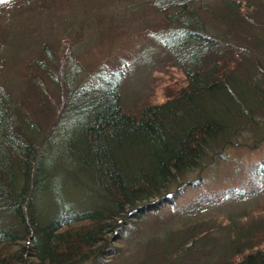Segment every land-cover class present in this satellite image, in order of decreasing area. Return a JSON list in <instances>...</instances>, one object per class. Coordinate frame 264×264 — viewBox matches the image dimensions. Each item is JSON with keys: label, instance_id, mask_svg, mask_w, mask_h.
<instances>
[{"label": "trees", "instance_id": "16d2710c", "mask_svg": "<svg viewBox=\"0 0 264 264\" xmlns=\"http://www.w3.org/2000/svg\"><path fill=\"white\" fill-rule=\"evenodd\" d=\"M146 2L184 80L160 102L125 107L122 60L68 53L56 79L43 44L26 74L64 96L42 121L0 59V264H264V210L230 204L264 192V0ZM240 151L262 155L245 183L210 190Z\"/></svg>", "mask_w": 264, "mask_h": 264}, {"label": "rangeland", "instance_id": "374dc122", "mask_svg": "<svg viewBox=\"0 0 264 264\" xmlns=\"http://www.w3.org/2000/svg\"><path fill=\"white\" fill-rule=\"evenodd\" d=\"M142 2L144 0H3L0 2V59L2 56L5 59L2 61L4 82L15 93L16 89L22 90V104L29 113L35 116V111L42 121L46 120L55 110V101L64 96L63 84L52 86L47 75L26 74L29 67L43 57L42 45L46 44L57 60L58 66L53 71L56 79L68 53L87 69L101 63L119 64L122 60L127 67L120 87L125 107L134 110L144 102L162 101L183 86L184 80L179 70L162 58L155 40L148 34L144 36L145 21L153 30L163 23L150 11L147 2ZM40 98L45 107H36L35 102ZM258 153L240 151L234 154L232 165L220 163L213 170L214 177L205 181L209 189L225 187L224 181L229 185L244 184L248 164L262 156ZM230 204L252 210L255 216L261 215L264 192Z\"/></svg>", "mask_w": 264, "mask_h": 264}, {"label": "snow or ice", "instance_id": "6c2138e0", "mask_svg": "<svg viewBox=\"0 0 264 264\" xmlns=\"http://www.w3.org/2000/svg\"><path fill=\"white\" fill-rule=\"evenodd\" d=\"M0 2H3V0H0Z\"/></svg>", "mask_w": 264, "mask_h": 264}]
</instances>
